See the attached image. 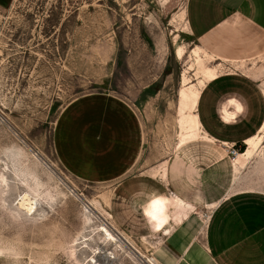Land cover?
<instances>
[{
    "label": "rangeland",
    "instance_id": "rangeland-1",
    "mask_svg": "<svg viewBox=\"0 0 264 264\" xmlns=\"http://www.w3.org/2000/svg\"><path fill=\"white\" fill-rule=\"evenodd\" d=\"M185 2L0 3V264H175L186 249L205 248L215 201L187 200L194 207L176 224L174 207L186 203L171 202L164 182L174 153L214 165L211 190L264 192L263 121L243 144L215 139L201 124L199 140L179 148L192 137L179 127L180 106L203 80L198 61L252 84L220 97L209 87L199 115L230 123L225 113L235 105L248 133L264 116V44L240 61L205 47L185 26ZM91 93L125 101L142 123L141 157L114 181L77 176L57 151L63 113ZM102 225L120 241L108 240Z\"/></svg>",
    "mask_w": 264,
    "mask_h": 264
},
{
    "label": "crops",
    "instance_id": "crops-1",
    "mask_svg": "<svg viewBox=\"0 0 264 264\" xmlns=\"http://www.w3.org/2000/svg\"><path fill=\"white\" fill-rule=\"evenodd\" d=\"M8 1L13 0L0 3ZM183 11L190 36L205 47L219 45L226 50L224 56L228 59L240 61L251 57L253 50L256 52L264 44V0H186ZM198 65L203 77L199 88L190 94L182 93L179 127L192 137L182 141L180 149L199 140L202 121L197 106L201 94L222 72L217 66L205 68L201 61ZM228 99L221 104L220 114ZM229 111L225 117H234L229 124L238 123L243 111L234 114L235 105H230ZM55 141L62 162L74 174L92 182L114 181L128 174L140 159L144 142L142 123L134 109L104 93L76 99L63 113ZM188 154L187 157L178 152L165 159L164 182L171 191L169 196H179L186 203L174 207L176 224H181L185 213L194 207L187 200L212 199L215 206L205 233V248L191 252L186 249L183 256L187 261L182 256L175 264H264V192L239 190L222 194L220 189L211 190L215 185V170L211 169L214 165L195 166ZM173 230L174 224L168 235Z\"/></svg>",
    "mask_w": 264,
    "mask_h": 264
},
{
    "label": "trees",
    "instance_id": "trees-1",
    "mask_svg": "<svg viewBox=\"0 0 264 264\" xmlns=\"http://www.w3.org/2000/svg\"><path fill=\"white\" fill-rule=\"evenodd\" d=\"M243 80L244 79L237 75L220 76L207 85V87L203 91V94H205L209 87L211 88L212 86H215L214 91L217 97L230 93H243L242 91L245 88L250 89V87L248 86L252 85L246 80L245 83ZM258 92L260 94V91ZM202 97L203 95L201 96L200 100H202ZM200 118L205 129L215 138L226 142H235L237 144H243L244 140L253 136L255 131L260 128L264 116H261L259 122L256 125L252 126V131L249 133L246 132V130L243 128L246 122H244V124L243 121L235 124L224 123L219 119L218 115L215 114V112L211 113L210 118H207L203 112H200ZM255 121L257 122L258 119H256ZM247 123L251 124V121H248ZM240 149L242 152L244 151L243 147H241Z\"/></svg>",
    "mask_w": 264,
    "mask_h": 264
},
{
    "label": "bare ground",
    "instance_id": "bare-ground-1",
    "mask_svg": "<svg viewBox=\"0 0 264 264\" xmlns=\"http://www.w3.org/2000/svg\"><path fill=\"white\" fill-rule=\"evenodd\" d=\"M100 228H101V226H100ZM102 230H103V231L105 232V234L107 235L108 240H109V238H110V239L115 240L116 242L120 241L119 238L116 237V236L113 234V232H112L109 228H107L105 225H102ZM107 237H106V238H107ZM105 241H106V239H105ZM113 242H114V241H113Z\"/></svg>",
    "mask_w": 264,
    "mask_h": 264
},
{
    "label": "water",
    "instance_id": "water-1",
    "mask_svg": "<svg viewBox=\"0 0 264 264\" xmlns=\"http://www.w3.org/2000/svg\"><path fill=\"white\" fill-rule=\"evenodd\" d=\"M263 121H264V119H263ZM262 125V124H261Z\"/></svg>",
    "mask_w": 264,
    "mask_h": 264
}]
</instances>
